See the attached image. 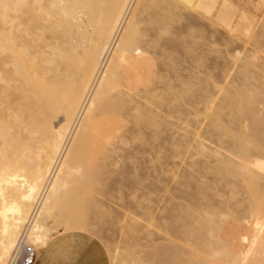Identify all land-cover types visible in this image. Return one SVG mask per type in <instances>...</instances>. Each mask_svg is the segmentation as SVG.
Here are the masks:
<instances>
[{
    "label": "bare ground",
    "instance_id": "obj_1",
    "mask_svg": "<svg viewBox=\"0 0 264 264\" xmlns=\"http://www.w3.org/2000/svg\"><path fill=\"white\" fill-rule=\"evenodd\" d=\"M199 1L202 4L203 0ZM205 6L201 8L204 10ZM196 9L188 0H0V264H11L23 242L30 241L42 248L47 244L49 233L44 235L39 217H51L65 192L74 188L75 195L78 189L93 182L94 171L100 165L94 154L105 158L114 146H127L150 133L161 135L160 132H164L166 127L168 129L169 124H165L167 120L162 122L160 114L166 112V117L171 118L169 114L179 110L180 106L181 115L186 113L184 106L186 97L190 95H183L186 86L191 84H188L190 74L199 76L204 68L212 71L222 67L221 70L223 65L226 69L222 71L228 70L227 56L223 58L221 55L226 49H237L238 42L236 44L230 38L231 32L227 38H222V32L217 36L218 31L210 35L213 29L209 31L210 27L204 26L207 23L202 22V25L198 18L189 16L192 12L199 17ZM229 11L231 16L232 9ZM222 12L220 10L219 13ZM219 13L216 12V16ZM232 18L229 21L227 17L226 20L230 23ZM226 26L230 29L229 24ZM220 45L225 46V50L221 47L220 50ZM220 59L225 60L222 66L218 62ZM236 71L238 73L239 70ZM244 76L241 77L246 82ZM249 81L246 84L252 80ZM242 87L238 88L244 90L245 86ZM172 101L178 106H174ZM165 108V112H160ZM260 112L256 124L262 130L258 133L263 135L260 137L257 133V140L249 138L250 134L246 132L244 135L234 133L241 122L237 125L233 124L236 120L232 125L227 123L230 128L227 127V144L223 149L232 146V150H228L233 151V158L240 150L246 151L239 154L251 153L249 156L252 158V150L247 152V148L250 150V147L246 148L248 144H254L259 160L263 158L260 152L264 150V108ZM233 116L236 117L235 114ZM160 121L166 126L164 129H161ZM245 135L249 141L245 138L244 142L242 136ZM242 142L243 147L240 145ZM235 144L240 145V150ZM218 152L215 151L216 155ZM221 152L218 155H223L224 150ZM227 156L223 155V158ZM240 159L237 156L238 161L229 157L227 161L223 160L224 164L217 170L219 173L222 171V176L217 173L221 176L220 185L224 181V184L237 185L239 177L247 175L248 162ZM229 189L231 191L232 188ZM230 191L227 193L236 196L233 189ZM87 221L78 217L76 223L69 227L87 229L90 227Z\"/></svg>",
    "mask_w": 264,
    "mask_h": 264
},
{
    "label": "rangeland",
    "instance_id": "obj_2",
    "mask_svg": "<svg viewBox=\"0 0 264 264\" xmlns=\"http://www.w3.org/2000/svg\"><path fill=\"white\" fill-rule=\"evenodd\" d=\"M188 1L191 2L192 7L197 8L196 11L199 14L198 17L197 14L193 15L192 12H189V16L198 18L201 24L202 22L207 23L204 26L206 25V28L209 26L208 30L213 29L211 31H214L213 33L210 31V35L216 34L217 32L215 31H218L217 36H219V32H222L223 37H220L227 38L229 37V32H231L230 38L234 39L233 41H236V44L238 42L235 50H225L226 47L221 46L225 44L219 46V48L221 47L222 50H225L224 52L222 51L223 55L221 56H227L223 58L225 60L228 59L227 62L229 61L228 65H226L228 70L222 71L226 69L225 65H223L224 69L221 70L220 68L222 67L219 70L213 68L212 71H210V68H204V72L202 71L204 74L200 73L199 76L190 74L191 79L188 78V84H191L186 86V93L183 95L184 97L190 95L186 97L187 104L184 106L186 115H181V106L178 107L180 108L179 110L176 109L173 111L174 113L169 114L171 118H167L166 108L165 110L160 109V112L164 111L166 113V115L165 113L163 115L160 114L162 122L165 123V120H167L165 124H169L167 129L160 121L161 129L166 127L167 131L164 130L166 135L164 132H160L162 136L159 134L154 136L152 135L153 133H150L144 139L139 138L137 141L140 142L138 143L137 141H132V144H128L129 146H117L116 144L117 147H112L114 149L112 150L111 148L110 150L113 152L109 150L105 158L101 154H94L98 162H100V165L98 164L99 166L94 171V183L91 181V184L78 189L75 195L74 188L70 189L71 192H65L52 211L51 217H47L48 215L39 217L38 220L40 221L38 222L43 228L44 235L49 233L48 241L61 232L82 231L90 233L96 236L106 247L110 256V264H264V172L262 171V169L264 170V150L260 152V156H263V158L259 160L257 158L259 154L255 155L257 151L254 148V144L247 143L248 146H246V148L250 147L249 151L247 148V152L252 150V158L249 156L251 153L242 155L246 151H242L239 148L240 145L244 146L243 142L239 146V143L235 144L240 152L242 151V154H239V151L237 155L235 154L236 158H233V151L229 152L230 149L232 150V146L224 147L223 149V145L226 146L227 144L226 132H229V124L232 125L235 120L236 122L233 124L237 125L241 122V126L239 127V123L238 128L236 126L233 128H236V132L232 130L234 133L238 132L237 134L239 135H244L243 133L246 132L251 135V137L250 135L248 136L249 138H256L257 140L258 136L255 135L261 130L257 128L256 122L260 118V111L264 108V0H203V5L199 0ZM198 2L200 6H197L199 5ZM210 3L212 5L211 8L209 7ZM204 4H208V6ZM201 6H205V9L203 10L204 7L201 8ZM219 8L221 12L225 9L222 14L219 13ZM229 9H232L231 16L228 13ZM216 12L219 13L217 16ZM220 15L223 18L222 22L224 18L226 20L228 17L230 21V18L233 17L230 23L227 20L223 22L225 25L229 24L230 29L222 25L221 18H219ZM235 23L236 25H234ZM234 27H236V30L233 29ZM243 54L245 56H242ZM244 58H247L246 62H249V65L244 61ZM225 60L223 59L222 61L220 59L218 62L222 66ZM242 63H244L245 67H248L245 68ZM236 70H239L238 73L240 72V75H238ZM243 71H245V76L241 75ZM210 72L218 77L216 78ZM241 76H244L243 78L246 82L249 79L250 81L252 80L251 82L249 81L252 85L243 82ZM247 76L251 77L248 78ZM196 79L199 81L197 82ZM238 80L242 84L241 86H245L244 90L238 88H241ZM208 82L209 85H206ZM198 83L201 84L198 85ZM233 99L234 101H232ZM199 100L203 101L200 102ZM223 100L224 102H222ZM248 100H250L251 104L248 103ZM253 101L255 102L253 103ZM174 103L172 101L174 106H178ZM213 109L218 111L215 112ZM215 113L217 117L214 116ZM234 114L236 117L233 116ZM164 115L167 117L164 118ZM221 126L222 128H220ZM160 127L158 128L159 130ZM206 129L207 131H204ZM258 135L262 137L263 134L258 133ZM246 136H242L244 142H246ZM248 137L246 140H248ZM184 140L186 142H182ZM256 140L255 142H258ZM219 144L221 145L219 146ZM221 146L222 149L219 148ZM214 150L216 152L217 150L219 152L224 150L223 153L221 152L224 156L229 153L232 155L229 154L227 158H223V155H218L219 152L217 156ZM66 153H68L67 149ZM237 156L238 160L242 158L246 161L245 163L248 162L247 175L242 174V177H239L238 186L232 184L237 190L227 182L224 184L225 181L224 183L221 182V185L224 184L225 188L223 185L221 187L219 182L221 181L222 171L219 173L217 170H220L219 168L224 164V161H227L228 157L230 160H237ZM222 158L224 161L221 160ZM217 179L220 180L218 181ZM213 185L218 187L216 188ZM229 188H232L234 193H237L236 196L232 193L234 196L232 197L231 193H227L228 190L230 191ZM201 194L203 195L200 196ZM212 196L216 197V199ZM183 204L184 207L181 206ZM229 206L231 207L229 208ZM182 208H184V211ZM78 217L85 221L88 220L87 223L90 227L87 229L70 228L69 225L76 223ZM85 217L87 218L85 219ZM241 237H245V239L243 240ZM23 243L32 247L37 256L42 249V247L34 245L30 241ZM23 243L21 246H23ZM21 246L17 250L11 264H21ZM248 246L249 248H247ZM245 250L247 253H245Z\"/></svg>",
    "mask_w": 264,
    "mask_h": 264
},
{
    "label": "crops",
    "instance_id": "obj_3",
    "mask_svg": "<svg viewBox=\"0 0 264 264\" xmlns=\"http://www.w3.org/2000/svg\"><path fill=\"white\" fill-rule=\"evenodd\" d=\"M37 264H110V256L96 236L69 231L48 241L37 256Z\"/></svg>",
    "mask_w": 264,
    "mask_h": 264
},
{
    "label": "built area",
    "instance_id": "obj_4",
    "mask_svg": "<svg viewBox=\"0 0 264 264\" xmlns=\"http://www.w3.org/2000/svg\"><path fill=\"white\" fill-rule=\"evenodd\" d=\"M21 251V264H37V254L32 247L24 243Z\"/></svg>",
    "mask_w": 264,
    "mask_h": 264
}]
</instances>
